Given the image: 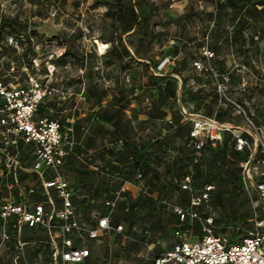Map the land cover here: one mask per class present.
<instances>
[{
  "label": "rangeland",
  "instance_id": "374dc122",
  "mask_svg": "<svg viewBox=\"0 0 264 264\" xmlns=\"http://www.w3.org/2000/svg\"><path fill=\"white\" fill-rule=\"evenodd\" d=\"M140 1L141 10L150 14L140 27L142 35L126 34L123 43L115 44L110 40H119L123 28L107 12L118 11L117 0H0V25L6 27L0 39V81L21 82L28 73L49 81L56 91L45 100L42 111L72 124L81 139L79 151L84 161H73V167L65 169L76 191V217L95 222L106 211V200L117 201L114 217L124 225L122 235L109 233L102 242L90 240L86 245L90 257L82 264H147L176 241V227L192 242L202 239L207 228L232 240L254 228L250 219L256 194L246 185L242 164L254 153L253 168L261 170L264 156V0ZM121 4L125 15L134 6L131 0H121ZM237 19L241 21L240 40L232 28ZM146 30L160 33L161 38L151 41L143 36ZM17 35H23L19 47L10 41L11 37L18 39ZM208 42L215 52L212 58L202 51ZM125 47L131 53L134 47L140 49L142 57L152 64L131 59ZM164 58H170V63L162 73L184 77L186 89L172 81L171 93L162 92L167 82L158 80L151 67ZM196 61L209 70L197 68ZM53 66L54 74L47 77ZM211 68L229 74L227 95L246 113L227 99L221 101ZM94 86L95 93H105V108L89 106L86 96ZM166 93L170 97L164 102ZM114 96H122L116 105L124 108L123 124L118 129H106L103 119L111 115L113 101L109 99ZM150 107L161 114L178 113L180 128L164 126L163 122L140 128L141 118L146 121ZM183 107L217 121L222 115L234 127L221 132L219 141L202 151L187 148V134L195 122L193 116L181 113ZM129 116H137L138 129L126 130ZM250 121L259 135H252ZM237 135L250 143L244 152H233ZM124 138L137 147L152 140L155 147L132 156L121 144ZM105 140L108 146L103 144ZM182 148L194 152L184 155ZM15 156L19 159L17 167ZM182 156L185 163L174 164ZM35 160L30 148L16 142L15 135L0 126V205L9 200L33 205L44 199ZM94 164L97 169L91 168ZM128 183L134 186L132 191ZM161 184L162 191H154ZM206 192L208 199L194 208L193 198ZM51 196L59 208L57 192L51 191ZM140 196L145 201L136 204ZM121 203L131 208L130 216L120 211ZM177 206L193 208L199 217L180 221ZM48 237L45 227L40 226L25 228L21 235L12 233L3 240L0 221V264H51ZM147 243L154 244L152 252H148Z\"/></svg>",
  "mask_w": 264,
  "mask_h": 264
},
{
  "label": "built area",
  "instance_id": "2783aa9c",
  "mask_svg": "<svg viewBox=\"0 0 264 264\" xmlns=\"http://www.w3.org/2000/svg\"><path fill=\"white\" fill-rule=\"evenodd\" d=\"M209 37L208 35V41ZM10 41L19 47V39L11 37ZM203 52L208 58L215 55L209 48V42L204 46ZM168 61L169 58L164 59L157 68L153 69L154 74H159ZM195 65L199 69L209 70L199 61H196ZM54 70V66L50 68L47 77L52 76ZM211 71L216 78V88L221 101L227 99L239 112L246 113L239 103L232 101L227 95L225 83L230 79L229 74H219L212 68ZM55 91V87L49 81L41 79L37 74L28 73L22 82L0 81V126L6 129V132L13 133L16 142L21 140L26 146L33 148L32 154L36 158L34 170L39 172L43 191L47 196L46 202H35L33 205L25 201L13 200L2 203L0 216L3 220V240L10 238L12 233L21 235L24 226L41 225L47 228L53 247L51 264H80L90 256V250L85 246L89 240H97L111 231L122 233L124 225L114 226L110 215L100 217L96 224L76 218L73 203L74 189L62 173V167L74 152L76 145L74 126L64 125L47 115H38L40 106L54 95ZM183 110L184 114H188L185 109ZM193 119L195 125L191 136L196 140L197 150L203 149L208 140L215 144L220 139L221 132L232 130L234 127L202 115L194 116ZM250 126L252 135H259L258 128L252 121ZM235 140V151L250 147L245 137L237 135ZM14 161L17 167L18 157L15 156ZM255 161V154L252 153L242 164L246 185L256 194L253 202L254 214L250 219L254 224L252 230L243 234L240 239L232 240L226 236L216 235L211 228H207L202 239L192 242L185 239V234L177 229L174 236L178 242L151 264H264V156L260 160L261 170L253 168ZM47 169L53 173L51 179L44 178ZM187 181L190 182L189 177ZM188 183L185 184L186 188L189 186ZM51 191H56L61 200L59 208L51 196ZM207 192L193 198L194 208L201 206L208 199ZM46 204L49 205V210ZM106 205L109 214H112L116 201L108 200ZM175 211L181 221L199 217L193 208L184 209L177 206ZM11 218L15 219L13 231L8 227ZM151 249L152 246L148 245V250Z\"/></svg>",
  "mask_w": 264,
  "mask_h": 264
},
{
  "label": "trees",
  "instance_id": "16d2710c",
  "mask_svg": "<svg viewBox=\"0 0 264 264\" xmlns=\"http://www.w3.org/2000/svg\"><path fill=\"white\" fill-rule=\"evenodd\" d=\"M99 1V0H98ZM118 1V5H119V8H118V11L117 12H114V11H112L111 9L110 10H108V12H107V16L108 17H111L112 19H113V21L114 22H120V24H121V26H122V28H123V30H122V34H121V36H120V38H119V40H118V38L117 37H113V39H111L110 40V42H114L115 44H117L118 42L119 43H123V35H126V34H128L127 36H136V35H142L141 33H140V27L145 23V22H147L148 21V19H149V17H150V14L149 13H147L146 11H144V10H141V8H142V5H141V1L140 0H131V2H134V6L131 8V9H129V13H128V15H125L124 14V11H125V8H124V6L121 4V0H117ZM264 2V1H263ZM140 9V10H139ZM240 23H241V21L240 22H238L237 23V25H236V27L235 28H238V29H236L237 30V32L235 33V38H236V40H240V38H241V35H242V32L239 30V27H240ZM114 26H116L115 24H114ZM5 25L4 24H2V25H0V39H2V37H3V32H4V30H5ZM119 31V29H117V32ZM143 36L144 37H150L151 38V41H155V40H159L160 38H161V34L160 33H153L152 31L151 32H147V30L143 33ZM143 37V38H144ZM17 38L18 39H22L23 38V35H17ZM101 39H104V37H102ZM116 50V47H114V49L112 50V52H114ZM125 51H126V53H127V55L128 56H131L132 58L131 59H136V60H138L139 61V59H144V60H149L150 61V63H151V60L150 59H146L145 57H142V55H141V50L140 49H137L136 47H134V49H133V53H131V51H130V49L128 48V47H125ZM139 62H141V61H139ZM161 63H162V61H161ZM161 63H159L155 68H157ZM159 80H161V81H164L166 78H164V77H159L158 78ZM25 80V79H24ZM22 82V81H21ZM187 86V81L185 80V78L183 77V88H185ZM215 88H216V85H215ZM97 90V87H90L89 88V92H88V94H87V99L90 101V103L92 104V105H96V104H100L102 101H103V98L105 97V93H95V91ZM163 93H165V92H170L171 93V89H170V87L168 86V87H166V90L165 91H162ZM92 93V94H91ZM167 94V93H166ZM216 94H218V92H217V88H216ZM168 95L169 94H167L166 95V97H164V99H163V101L165 102L166 100H167V97H168ZM219 95V94H218ZM121 98H122V96L121 97H118V96H114L113 97V99H112V101H113V104L111 105L112 106V112H111V115L110 116H106V117H104V122H106L107 124H109V125H111L113 128H115V129H118V128H120V126H122V124H123V107H120V106H118V105H116V102H121ZM44 104V103H43ZM43 104L40 106V109H39V112H38V115L39 116H48V114L46 113V112H43L42 111V109H43ZM162 118H164V117H162ZM173 121H172V123L171 124H173L174 122H176L175 121V114H173ZM115 119V120H114ZM114 120V121H113ZM129 121V120H128ZM128 121H126L125 123H127ZM222 123V122H221ZM170 124V123H169ZM168 125V124H167ZM191 132H192V130H191ZM191 132H190V134H189V136L187 137V140H186V146H187V148H192L193 150H195V151H202V150H204L207 146H209L210 144H212V142L210 141V140H208L207 142H206V144H205V146H204V148L203 149H201V150H197L196 149V140L191 136ZM74 138H75V141H76V145H75V147H74V152L72 153V154H70V156L67 158V162H66V164L62 167V173H63V175H64V177L66 178V174H65V169L66 168H72L73 167V161H76V162H83L84 161V159H83V157H82V155H81V153H80V151H79V148H78V144H77V136H76V132H74ZM19 141H21V140H19ZM219 141V140H218ZM235 143H236V140H235V142L233 143V145H232V148H233V152H236V153H240V152H244L245 151V149L244 150H242V151H235V149H234V146H235ZM21 145H23L24 147H26V148H30L31 150H32V153H33V148L32 147H28V146H26L25 145V143L23 142V141H21ZM124 145H126V147L128 148V150L131 152L130 154L132 155V156H135L136 154H141V153H146L150 148H153V147H155V143L152 141V140H150V141H148V143L147 144H145V145H142L141 147H139V148H137L134 144H131V143H125V141H124ZM182 150V152H183V154L184 155H190L191 153H193L194 151L193 150H187V149H185V148H182L181 149ZM33 155V154H32ZM251 155V154H250ZM249 155V156H250ZM249 156H246V158H245V160L244 161H246V160H248L249 159ZM35 157V156H34ZM36 159V158H35ZM110 162V165L111 166H113V161H109ZM35 163H36V160H35ZM185 163V158H184V156H182L181 158H179V159H177V160H175L174 161V164H184ZM91 168H94V169H97V165H91ZM45 173H47L46 174V179H51L52 177H53V175L50 173V171H49V169H47L46 171H45ZM142 176V175H141ZM67 179V178H66ZM68 180V179H67ZM69 181V180H68ZM70 182V181H69ZM70 184H71V186H72V188L74 189V198H73V203H74V209H75V197H76V191H75V188L73 187V185H72V183L70 182ZM162 187H163V184H161L159 187L158 186H156V187H154V191H156V192H158V193H160L161 191H162ZM41 190H42V192H43V194H44V191H43V187H42V183H41ZM144 193H146L147 191L146 190H144L143 191ZM140 200H141V202H144L145 201V199H144V197L143 196H140V198L139 199H137L136 201H135V203L137 204V203H139L140 202ZM47 201V196L44 194V199L43 200H39V201H37V202H46ZM108 200H106V202H107ZM46 208H47V210H49L48 208H49V205L48 204H46ZM106 208H107V206H106ZM120 211L122 212V213H124L125 214V216H130V214H131V208L130 207H128V205H127V203H121V205H120ZM116 210H117V201H116V207H115V209H114V211L112 212V214H109V210H108V208L106 209V211H103L102 213H100L99 214V218L100 217H102V216H105V215H110V220H111V223L114 225V226H117V225H120L121 223H117V217L115 218L114 217V214H115V212H116ZM75 215H76V212H75ZM77 218V217H76ZM244 220L246 219V215H244L243 217H242ZM78 219V218H77ZM80 220V219H79ZM0 221L2 222V228H3V220L1 219V216H0ZM82 221V220H81ZM98 221V220H97ZM97 221H95V222H90V221H88V222H90V223H93V224H96L97 223ZM181 221V220H180ZM14 225H15V219L14 218H11L10 220H9V222H8V227H9V230L10 231H13L14 230ZM41 225H39V226H36V227H29V226H24V228L23 229H25V228H30V229H35V228H38V227H40ZM44 227V226H43ZM23 229H22V231H23ZM45 229H46V231L48 232V230H47V228L45 227ZM177 229H179V230H181L180 229V227H176L174 230H173V237H174V239L176 240V241H174V243H172V245L170 246V248L169 249H167L166 251H168V250H170L177 242H178V239H176L175 238V236H174V233H175V231L177 230ZM109 233H114V234H116V235H122V233H118V232H115V231H111V232H109ZM109 233H106V234H104V235H102L99 239H97V240H92V241H101L102 242V240H103V238L107 235V234H109ZM48 236H49V232H48ZM48 239H49V241H48V243L51 245V249H52V253H53V247H52V244H51V240H50V236L48 237ZM90 241V240H89ZM88 241V242H89ZM87 242V243H88ZM87 243H86V245H87ZM85 245V246H86ZM147 246L148 245H150V246H152V249L151 250H148V252H152L153 250H154V244H151V243H147L146 244ZM87 247V246H86ZM165 251V252H166ZM165 252H163V253H165ZM162 253V254H163ZM162 254H159V255H157L156 257H154L149 263H147V264H151L152 263V261L153 260H155L157 257H159L160 255H162ZM52 255V254H51ZM90 257V256H89ZM88 257V258H89ZM87 258V259H88ZM51 259H52V256H51ZM84 263V262H83ZM80 264H82V263H80ZM170 264H176V263H170Z\"/></svg>",
  "mask_w": 264,
  "mask_h": 264
},
{
  "label": "crops",
  "instance_id": "0c3cea01",
  "mask_svg": "<svg viewBox=\"0 0 264 264\" xmlns=\"http://www.w3.org/2000/svg\"><path fill=\"white\" fill-rule=\"evenodd\" d=\"M239 22V20L237 19V20H235V24L233 25V29L235 30V32H237V30L236 29H238V28H235L236 27V25H237V23ZM228 40H230V39H228ZM205 46V45H204ZM204 46H202V51H203V48H204ZM209 48L213 51V49L209 46ZM214 52V51H213ZM215 53V52H214ZM164 59H166V58H164ZM164 59H162L161 61H163ZM139 61H146L147 63H149V64H152V62L150 63V61L149 60H144V59H139ZM159 63H161V62H159ZM169 63H170V58H169V61L167 62V64H166V66H165V68L161 71V72H159V74H154V72H153V74L155 75V76H162V77H164V78H166L164 81H166L167 82V87L169 86H171V82L172 81H174V82H180L179 83V87H181L182 88V90H184V89H186L187 87H188V82H187V86L185 87V88H183V77L181 78L180 76H179V74H176V73H171L170 75H168V74H164V73H162L164 70H166L168 67H169ZM156 67V66H155ZM155 67L152 65V67H151V70L153 71V69H155ZM178 75V76H177ZM158 77V78H159ZM179 78V79H178ZM159 80V79H158ZM179 80V81H178ZM186 80V79H185ZM187 81V80H186ZM201 90H203L204 91V89L203 88H201ZM202 91V92H203ZM139 94V91H138V89H136V90H134V95H138ZM168 97H170V95H168ZM105 99H107V97H105ZM109 99V98H108ZM111 99H113V97H111L109 100H111ZM88 104H89V106L91 107V103H90V101H88ZM92 106H94V105H92ZM95 106H98L97 108H99V106H101L102 108H105V101H102L100 104H96ZM94 106V107H95ZM93 107V108H94ZM96 108H94L93 110H95ZM183 109H185L186 111H187V113L188 114H184L183 113V111H181V113L183 114V115H191V116H193V118H194V116H197V115H202L201 113L199 114V113H190L189 111H188V109H186L185 107H183ZM149 113H148V117H147V119H145L146 121H144L142 118H141V123H140V125H138L140 128H143L144 127V125L145 124H157V125H160V122H163V125L164 126H170L171 128H177V129H179L180 128V124H179V122H178V119H177V116H178V113H176L175 111H170L169 113L168 112H166V111H163V113L161 114L160 112V110L159 109H157V108H155V107H150L149 108ZM123 111H124V109H123ZM221 112H222V110L220 111V114H221ZM158 114H161V116L160 117H157L158 116ZM173 114H175V121L176 122H174L173 124H171L172 123V121H173ZM218 116H220L219 117V121L218 122H222V123H228V124H230L228 121H226L225 119H224V117H221L222 115H218ZM162 117H164V118H162ZM55 119V118H54ZM58 120V119H57ZM136 120H138V118H137V116H135L134 118H132V116L130 117L129 116V121L127 122V123H125L124 124V127H126V130L127 129H130V130H135V129H138V126L137 125H135V123H136ZM61 122V121H60ZM62 124H64V125H68V124H70V123H64V122H61ZM170 123V124H169ZM168 124V125H167ZM108 126H110V127H112L111 125H109V124H107L106 122H104L103 121V127L104 128H108ZM192 130V129H191ZM191 130L189 131V133L187 134V137L189 136V134H190V132H191ZM77 136V135H76ZM124 141H125V143H131V144H134L135 145V143L134 142H132V141H129L128 139H126V138H124L123 139ZM124 141H121V144H124ZM148 141H150V140H148ZM218 142V141H217ZM216 142V143H217ZM215 143V144H216ZM77 144H78V148L80 147V145H81V139H80V137L79 136H77ZM88 144V143H87ZM105 146H108L107 144H106V140H105V142L103 143ZM213 144V143H212ZM214 145V144H213ZM126 146V145H125ZM140 147L142 146V145H139ZM137 147V146H136ZM127 148V147H126ZM137 148H139V147H137ZM96 150H98V149H96L95 147H94V151H96ZM131 151V150H130ZM130 151H128L129 153H131ZM141 154H143V153H141ZM110 161H112V160H110ZM50 171V170H49ZM50 173L53 175V173H52V171H50ZM133 185L132 184H130V183H128L127 184V188H129L128 190H133ZM188 240V239H187Z\"/></svg>",
  "mask_w": 264,
  "mask_h": 264
},
{
  "label": "water",
  "instance_id": "95a60500",
  "mask_svg": "<svg viewBox=\"0 0 264 264\" xmlns=\"http://www.w3.org/2000/svg\"><path fill=\"white\" fill-rule=\"evenodd\" d=\"M4 103V102H3Z\"/></svg>",
  "mask_w": 264,
  "mask_h": 264
}]
</instances>
